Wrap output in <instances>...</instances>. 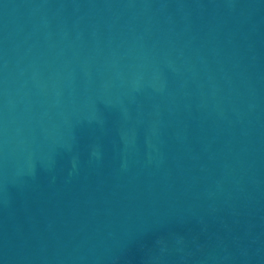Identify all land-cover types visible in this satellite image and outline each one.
Returning <instances> with one entry per match:
<instances>
[{
    "label": "water",
    "instance_id": "1",
    "mask_svg": "<svg viewBox=\"0 0 264 264\" xmlns=\"http://www.w3.org/2000/svg\"><path fill=\"white\" fill-rule=\"evenodd\" d=\"M0 264H264V0H0Z\"/></svg>",
    "mask_w": 264,
    "mask_h": 264
}]
</instances>
